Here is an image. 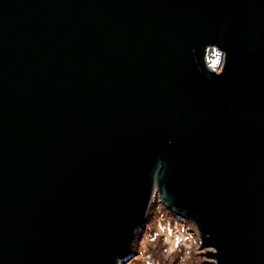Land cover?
<instances>
[{
  "label": "water",
  "instance_id": "water-1",
  "mask_svg": "<svg viewBox=\"0 0 264 264\" xmlns=\"http://www.w3.org/2000/svg\"><path fill=\"white\" fill-rule=\"evenodd\" d=\"M158 202L264 264V0H0V264H124Z\"/></svg>",
  "mask_w": 264,
  "mask_h": 264
},
{
  "label": "rangeland",
  "instance_id": "rangeland-1",
  "mask_svg": "<svg viewBox=\"0 0 264 264\" xmlns=\"http://www.w3.org/2000/svg\"><path fill=\"white\" fill-rule=\"evenodd\" d=\"M210 252L214 249L202 248L194 223L173 216L158 202L137 236L133 257L124 264H211Z\"/></svg>",
  "mask_w": 264,
  "mask_h": 264
},
{
  "label": "built area",
  "instance_id": "built-area-1",
  "mask_svg": "<svg viewBox=\"0 0 264 264\" xmlns=\"http://www.w3.org/2000/svg\"><path fill=\"white\" fill-rule=\"evenodd\" d=\"M224 62V54L217 48H212L209 50L208 58H207V65L208 67L220 73Z\"/></svg>",
  "mask_w": 264,
  "mask_h": 264
}]
</instances>
